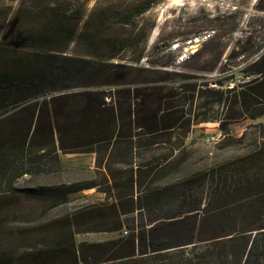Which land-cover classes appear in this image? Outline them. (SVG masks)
<instances>
[{
  "label": "trees",
  "instance_id": "trees-1",
  "mask_svg": "<svg viewBox=\"0 0 264 264\" xmlns=\"http://www.w3.org/2000/svg\"><path fill=\"white\" fill-rule=\"evenodd\" d=\"M91 1L95 4L89 9ZM111 7L110 0H22L18 12L23 15H16L23 20L18 23L17 43L28 49L0 50V112L43 95L52 96L53 103H63L61 110L48 102L41 104L42 111L29 130L10 140L21 146L19 154L7 155L5 149L0 150V184L10 190L25 175L63 169L58 150L67 147L61 128H56L60 132L57 148L52 123L45 129L40 125L43 112L66 117L69 133L88 141L82 151L97 153L96 166L104 174L109 175L111 167L118 164L133 167L119 183L110 184L106 175L107 187L101 191L108 200L113 197L112 203L102 202L81 212L88 219L97 216L98 226L91 231L119 232L120 238L78 244L76 234L91 229L84 226L89 224L87 220L78 228L70 224L64 232L55 233L56 246L30 258L45 259V264H264V179L257 178L253 169L254 162L264 158V140L240 160L168 183L167 177L188 160L186 140L192 126L210 121L193 114L194 99L187 93L189 80L185 76L179 75L176 89L182 92L176 93L183 95L187 111L174 106L175 101L163 107L162 98L157 103H139L137 97L131 99L127 89L116 91V111L106 105L104 89L74 91L114 82L112 73L124 67L116 62L117 52L129 47V39L106 37L104 32L115 24H128L132 13H123V18L116 20L108 15ZM75 41L86 43L89 49L82 54L69 53ZM103 44L113 52L99 55ZM143 55L144 50L136 61ZM238 88L233 86L229 92L238 95ZM143 91L148 97L161 88ZM261 114L264 112L254 117ZM220 128L229 133L226 122L220 120ZM98 185L93 181L72 183L63 194L66 198ZM259 188L261 191L251 193ZM28 191L55 196L53 188L40 186ZM205 204L210 206L206 212ZM123 229L128 230L127 235H121ZM85 247L92 254H85ZM11 254L10 250H0V264H12ZM58 254H65V261L57 259Z\"/></svg>",
  "mask_w": 264,
  "mask_h": 264
},
{
  "label": "rangeland",
  "instance_id": "rangeland-1",
  "mask_svg": "<svg viewBox=\"0 0 264 264\" xmlns=\"http://www.w3.org/2000/svg\"><path fill=\"white\" fill-rule=\"evenodd\" d=\"M110 2L112 10L108 15L113 19L120 20L123 13H132L128 24H115L104 32L106 37L129 39V47L117 52L119 58L116 62L124 67H118L112 73L114 82L86 85L74 91L104 89L107 93L106 105L114 106L116 111L119 108L116 102L118 89L129 90L131 99L137 97L139 103L147 100L157 103L162 98L163 107L175 101L174 106L187 111L188 105H183V95L176 93L182 92L176 88L177 79H181L179 75H183L189 80L187 93L193 95V114L199 118H210V121L192 126L186 140L188 160L165 182L181 181L240 160L263 145L264 114L254 115L264 112V0ZM21 3L22 0H0V50L28 49L17 43L20 34L18 23L23 22L16 16L23 15L18 12ZM94 4L95 1H91L88 8L91 9ZM87 49L86 43L75 41L68 51L76 55ZM143 50V58L136 61ZM97 52L101 55L113 51L105 45ZM237 85L238 95L229 92V88ZM153 86L160 87L161 91L152 96L148 94V97L143 94L144 89ZM197 90H201V94H197ZM120 98L123 99V106L125 101L122 94ZM44 102L57 105V110L63 107L61 102L53 103L52 96L43 95L0 112V150L5 149L7 155L17 151L19 154L21 146L10 140L15 139L22 130H29L33 119L42 111L41 104ZM220 120L228 124L229 133L220 128ZM50 123L56 133L57 148L60 146V132L58 129L56 132L58 126L61 128L63 145L67 147L58 150L63 169L51 174L25 175L10 190L6 184H0V250L12 252V264H45L47 260L30 258L31 254L55 247L54 238L58 237L52 235L64 232L70 224L77 227L87 220L89 222L84 226L91 229L76 234L78 244H95L120 238L119 232L91 231L94 226H98L97 216L88 219L81 214L89 207L100 206L99 203L106 201L112 203L114 200L113 197L108 200L101 191L107 187V174L96 166L97 153L82 151L87 148L88 141L77 139L69 133L65 116L43 112L40 125L45 129ZM39 136L42 137V132ZM32 151L37 155L35 147ZM262 159L254 162L253 169L257 170V178L264 179ZM129 168L133 169L122 164L111 167L107 175L109 183L124 180L129 175ZM244 174L247 175L246 172ZM84 181L97 182L99 185L65 198L63 192L69 185ZM40 186L53 188L55 196L28 191ZM258 191L261 189L251 193ZM59 192L58 197L56 195ZM249 193L242 194V197H247ZM209 208L205 204L203 211ZM254 236L251 238L254 239ZM83 251L92 254L88 247ZM55 257L65 261L67 256L58 254Z\"/></svg>",
  "mask_w": 264,
  "mask_h": 264
},
{
  "label": "built area",
  "instance_id": "built-area-1",
  "mask_svg": "<svg viewBox=\"0 0 264 264\" xmlns=\"http://www.w3.org/2000/svg\"><path fill=\"white\" fill-rule=\"evenodd\" d=\"M127 234H128V230L127 229H123L121 235H127Z\"/></svg>",
  "mask_w": 264,
  "mask_h": 264
},
{
  "label": "crops",
  "instance_id": "crops-1",
  "mask_svg": "<svg viewBox=\"0 0 264 264\" xmlns=\"http://www.w3.org/2000/svg\"><path fill=\"white\" fill-rule=\"evenodd\" d=\"M94 165H95V160H94ZM119 165V164H118ZM136 169H137V167L136 166H134V170L136 171Z\"/></svg>",
  "mask_w": 264,
  "mask_h": 264
}]
</instances>
